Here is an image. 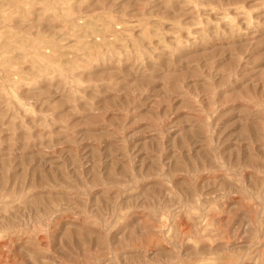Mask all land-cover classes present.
I'll return each instance as SVG.
<instances>
[{
	"label": "rangeland",
	"instance_id": "374dc122",
	"mask_svg": "<svg viewBox=\"0 0 264 264\" xmlns=\"http://www.w3.org/2000/svg\"><path fill=\"white\" fill-rule=\"evenodd\" d=\"M0 264H264V0H0Z\"/></svg>",
	"mask_w": 264,
	"mask_h": 264
},
{
	"label": "bare ground",
	"instance_id": "6f19581e",
	"mask_svg": "<svg viewBox=\"0 0 264 264\" xmlns=\"http://www.w3.org/2000/svg\"><path fill=\"white\" fill-rule=\"evenodd\" d=\"M173 254V253H172Z\"/></svg>",
	"mask_w": 264,
	"mask_h": 264
}]
</instances>
